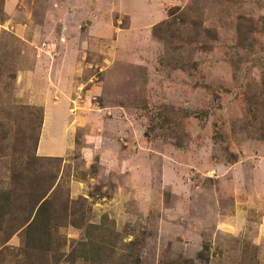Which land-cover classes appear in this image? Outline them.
<instances>
[{
    "label": "rangeland",
    "instance_id": "obj_1",
    "mask_svg": "<svg viewBox=\"0 0 264 264\" xmlns=\"http://www.w3.org/2000/svg\"><path fill=\"white\" fill-rule=\"evenodd\" d=\"M39 171L74 224L45 251L7 215L0 264H72L104 217L117 254L73 264L135 239L140 264H264V0H0V190Z\"/></svg>",
    "mask_w": 264,
    "mask_h": 264
},
{
    "label": "trees",
    "instance_id": "obj_2",
    "mask_svg": "<svg viewBox=\"0 0 264 264\" xmlns=\"http://www.w3.org/2000/svg\"><path fill=\"white\" fill-rule=\"evenodd\" d=\"M43 117V115L40 116L41 122ZM16 174L18 176H14L16 179L14 184H11L6 190H0V222H5L7 215L12 214L15 218L14 220L21 222L18 224L17 229L24 230H21V232L24 233L26 246H32L34 244H37V246L43 245L42 248L45 249V251H50L51 248H53V230H59L66 224H74V222H70L69 219L63 221L62 218V223L59 220L57 225L56 223L53 224L57 210L55 209V203L52 200V197L47 196L52 194L55 176H49L50 182L46 183L44 179L45 175H42L41 171L29 175L27 174V177L22 173L20 174V172ZM66 206L62 208L64 211H68V204ZM58 217L61 216L58 215ZM64 217L68 218V215H65ZM103 219L105 220H103L101 224L87 222L85 229L86 241L84 239L79 240L78 245H75L69 251L63 261L73 264L76 263L78 258H82L86 261L92 259L95 260V253H98L100 258L101 253L105 254L107 248H110V246H115L114 248H110V251H112L111 254H117L116 246L120 237L119 232H115L114 227L106 225L109 223L107 218L104 217ZM91 227L99 232V234L105 235V237L108 236L111 239L108 242H111L112 244L110 245L106 241L105 243L103 241L104 239H102L101 242L93 244L94 238L92 237L93 233H91ZM136 244H138L137 239L122 244L121 256L125 258V264H140L139 254H136ZM59 248L58 244V249ZM95 249H97V252ZM60 256L62 257L63 254L60 253ZM102 259L100 262H104ZM188 262L189 260L187 259L178 258L160 264H187ZM61 263L62 260L58 259V264Z\"/></svg>",
    "mask_w": 264,
    "mask_h": 264
},
{
    "label": "crops",
    "instance_id": "obj_3",
    "mask_svg": "<svg viewBox=\"0 0 264 264\" xmlns=\"http://www.w3.org/2000/svg\"><path fill=\"white\" fill-rule=\"evenodd\" d=\"M8 2L9 1H7L6 2V4L8 5ZM51 111V112H50ZM49 113H50V115L52 114V108H51V110H47V112H46V115H45V118H44V126H43V130H45V124H46V120H47V118L49 117ZM62 131V130H61ZM49 134L47 133V136H48ZM42 136H43V132H42ZM49 138V137H48ZM54 138V137H53ZM42 139H43V137H42ZM42 139H41V141H42ZM58 142H60V143H56L55 141H53L52 143L54 144V146H57V147H59V149L60 148H65L66 147V145H64V140H62V141H59V139H58ZM45 144H46V142H45ZM57 144H59V145H57ZM41 153L44 155V154H47V152L46 151H41Z\"/></svg>",
    "mask_w": 264,
    "mask_h": 264
}]
</instances>
